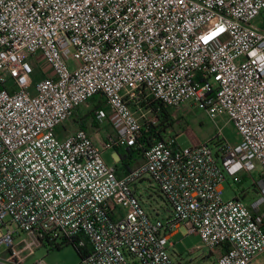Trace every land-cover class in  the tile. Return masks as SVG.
Wrapping results in <instances>:
<instances>
[{
	"label": "built area",
	"instance_id": "obj_1",
	"mask_svg": "<svg viewBox=\"0 0 264 264\" xmlns=\"http://www.w3.org/2000/svg\"><path fill=\"white\" fill-rule=\"evenodd\" d=\"M36 57L52 69L38 81ZM156 101L226 115L240 139L220 128L216 145L183 147ZM82 105L87 128L66 129ZM104 122L99 146L88 126ZM122 146L143 162L118 175L103 150ZM253 172L258 200L222 198L227 176ZM146 175L172 208L166 221L136 193ZM263 203L264 0H0V264L64 244L89 246L87 264H177L179 230L221 250L216 264H256Z\"/></svg>",
	"mask_w": 264,
	"mask_h": 264
},
{
	"label": "rangeland",
	"instance_id": "obj_2",
	"mask_svg": "<svg viewBox=\"0 0 264 264\" xmlns=\"http://www.w3.org/2000/svg\"><path fill=\"white\" fill-rule=\"evenodd\" d=\"M33 62H35V72L33 74L35 81L42 79L44 73L49 75L48 73L52 72L48 63L40 57H36ZM86 108L82 105L80 110L85 112ZM173 116L176 117V123L173 126L178 132L177 140L183 147L194 146L205 141H208L211 146L216 145L215 141H211L210 139L216 138L218 134L217 130L220 128L222 129V136L232 144L237 143L240 139L236 125L228 116L223 115L218 117L217 120L212 121L206 111L198 105L186 103L184 106L173 110ZM65 125L68 130L78 128L72 118ZM58 132L59 134L64 132L62 126L58 127ZM112 153L113 150H106L103 156L109 166L115 167L116 163L112 157ZM120 166L121 164H119ZM242 179V183L238 184L231 176L226 177L222 183V198L224 200H232L237 195L248 205H251L261 197L258 192V186H256V182L260 179L258 172H253L252 176H242ZM136 193L140 198L142 206L151 214L152 218L166 221L171 215V206L148 175L139 181ZM261 208L264 211V203L261 205ZM171 241L174 243V246L169 248V253L177 264H216L217 257L221 252L219 249L210 250L203 246V241L198 235H185L182 230L174 234ZM4 249L5 247L1 246L0 252ZM39 260H43L46 264H87L81 259L72 244H64L60 249L48 246L36 249L26 264H34ZM255 263L264 264V252L255 259Z\"/></svg>",
	"mask_w": 264,
	"mask_h": 264
},
{
	"label": "trees",
	"instance_id": "obj_3",
	"mask_svg": "<svg viewBox=\"0 0 264 264\" xmlns=\"http://www.w3.org/2000/svg\"><path fill=\"white\" fill-rule=\"evenodd\" d=\"M98 101L99 103H101V101L99 100V98H93L90 103H91V109L96 107L98 105ZM154 103V108L157 109L159 108L158 111V116L160 117V126H169V125H174V123H176V117L173 116V110L172 108L164 105L161 102H152ZM90 110H86L85 112H82L80 110V108H77L74 115L72 116L73 121L76 123L78 128H87V124L89 122L90 119ZM153 132V131H152ZM151 132V133H152ZM148 132H144L143 133V137L144 140L149 141V139H151L154 136H157L158 133L156 131H154L152 134ZM214 139H211V141H213ZM121 160L123 161V163L126 164V166H128V170L130 171L132 168L131 166L134 165L135 161L142 156L143 159V154L140 150L135 149L132 146L126 147L125 149H118L117 150ZM56 248L60 249L61 246H56ZM78 254L80 255L82 260H85L88 252H89V246H86L84 248H78L75 247Z\"/></svg>",
	"mask_w": 264,
	"mask_h": 264
},
{
	"label": "crops",
	"instance_id": "obj_4",
	"mask_svg": "<svg viewBox=\"0 0 264 264\" xmlns=\"http://www.w3.org/2000/svg\"><path fill=\"white\" fill-rule=\"evenodd\" d=\"M184 105L185 104H183L182 106H184ZM88 131L90 132V134H91L92 138L94 139L95 143L97 145H99V146H103V143L106 140L107 135L112 132V129H111V126L107 122H104L102 124L94 123L92 126H88ZM60 135H63V133H61ZM125 148H126L125 146H122V147H119V148H116V149H105V150H103V153L106 150H113L112 157H113V159H114V161L116 163L115 164V168L117 170V174L118 175H123V174H125V173H127L129 171L128 170L129 169L128 166H126V164L123 163V161L121 160L120 155H119V153L117 151L118 149H125ZM103 158H104V156H103ZM142 162H143V159H142V156H140L135 161L134 165L131 166V168H134V167L140 165ZM119 164H121L120 167H119Z\"/></svg>",
	"mask_w": 264,
	"mask_h": 264
},
{
	"label": "snow or ice",
	"instance_id": "obj_5",
	"mask_svg": "<svg viewBox=\"0 0 264 264\" xmlns=\"http://www.w3.org/2000/svg\"><path fill=\"white\" fill-rule=\"evenodd\" d=\"M210 37H205V39L207 40V39H209Z\"/></svg>",
	"mask_w": 264,
	"mask_h": 264
}]
</instances>
